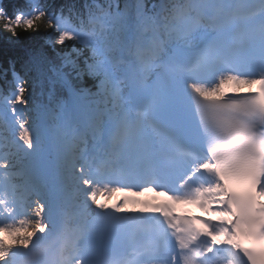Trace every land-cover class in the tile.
<instances>
[{"label":"snow or ice","instance_id":"obj_1","mask_svg":"<svg viewBox=\"0 0 264 264\" xmlns=\"http://www.w3.org/2000/svg\"><path fill=\"white\" fill-rule=\"evenodd\" d=\"M26 38L0 264H264V0H0Z\"/></svg>","mask_w":264,"mask_h":264},{"label":"trees","instance_id":"obj_2","mask_svg":"<svg viewBox=\"0 0 264 264\" xmlns=\"http://www.w3.org/2000/svg\"><path fill=\"white\" fill-rule=\"evenodd\" d=\"M34 42L32 41V40H29V39H25V40H23L21 43H19V44H16V45H20V46H22V47H25V48H27V47H29V46H31L32 44H33ZM4 45H8V44H6V43H4L2 40H0V47L1 46H4Z\"/></svg>","mask_w":264,"mask_h":264}]
</instances>
